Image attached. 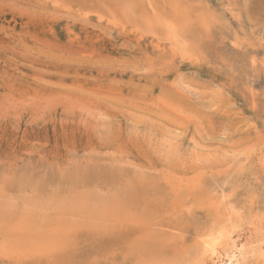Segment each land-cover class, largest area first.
Returning a JSON list of instances; mask_svg holds the SVG:
<instances>
[{
    "label": "rangeland",
    "instance_id": "obj_1",
    "mask_svg": "<svg viewBox=\"0 0 264 264\" xmlns=\"http://www.w3.org/2000/svg\"><path fill=\"white\" fill-rule=\"evenodd\" d=\"M222 198L264 228V0H0V264H214Z\"/></svg>",
    "mask_w": 264,
    "mask_h": 264
},
{
    "label": "bare ground",
    "instance_id": "obj_2",
    "mask_svg": "<svg viewBox=\"0 0 264 264\" xmlns=\"http://www.w3.org/2000/svg\"><path fill=\"white\" fill-rule=\"evenodd\" d=\"M222 199L220 203L224 206V214L221 217H216L205 233L201 234L199 247H201L202 257L214 264H242L255 255H260L264 260V228L255 227L254 234H251L254 236H249L247 240L241 241L239 235L247 222L240 211V209L243 211V208L239 209L238 205H232L224 198Z\"/></svg>",
    "mask_w": 264,
    "mask_h": 264
}]
</instances>
